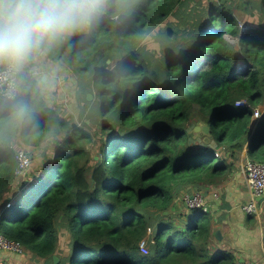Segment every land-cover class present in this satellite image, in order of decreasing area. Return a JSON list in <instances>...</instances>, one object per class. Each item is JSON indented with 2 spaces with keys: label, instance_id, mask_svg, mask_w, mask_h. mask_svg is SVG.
Returning <instances> with one entry per match:
<instances>
[{
  "label": "trees",
  "instance_id": "1",
  "mask_svg": "<svg viewBox=\"0 0 264 264\" xmlns=\"http://www.w3.org/2000/svg\"><path fill=\"white\" fill-rule=\"evenodd\" d=\"M184 3L128 0L85 44L48 58L74 75L85 118L103 134L100 158L91 156L92 135L49 106L35 132L0 138V231L43 264L53 255L58 264H235L232 250L213 244L209 209L175 208L183 193L228 180L233 163L217 150L236 157L245 146L264 163V111L254 130L252 117L264 99V0L212 2L178 33L169 23ZM236 9L252 27L243 35ZM194 105L205 113V146L189 142ZM44 139L54 143L52 159L4 207L18 177L15 140Z\"/></svg>",
  "mask_w": 264,
  "mask_h": 264
},
{
  "label": "clouds",
  "instance_id": "2",
  "mask_svg": "<svg viewBox=\"0 0 264 264\" xmlns=\"http://www.w3.org/2000/svg\"><path fill=\"white\" fill-rule=\"evenodd\" d=\"M127 2L0 0V138L39 128L59 70L58 65L48 63V58L74 40L85 44L103 18ZM241 60L245 61L239 59V65L244 66ZM259 120H255L253 130Z\"/></svg>",
  "mask_w": 264,
  "mask_h": 264
},
{
  "label": "rangeland",
  "instance_id": "3",
  "mask_svg": "<svg viewBox=\"0 0 264 264\" xmlns=\"http://www.w3.org/2000/svg\"><path fill=\"white\" fill-rule=\"evenodd\" d=\"M220 1L221 0H185L184 5L183 6L179 5L175 9V13L172 14L173 16L172 17L170 16L171 21L169 25L173 27L175 30H177L178 33H182L186 29V27L190 24V21H191L190 17L194 12L200 11L202 7L205 8L212 2L219 4ZM234 13L239 22V25L241 24L244 25L245 24L243 20L244 15H245L244 12L241 9H236ZM225 38L227 39V36H225ZM150 40H151L150 43H153L156 45L154 38ZM227 40L231 43L232 42L235 43L236 45L238 44L237 38L230 37ZM161 49L165 50L166 46L165 45L161 46ZM155 56H157V54H155ZM110 66L112 67V64H110ZM58 67H59V71L57 72V78H58L57 85L58 86H55V90L51 94V102H50L49 107L56 114L69 119L72 123H74L77 126H80L82 129H84L85 131H87L88 133L92 135L93 141L90 144V152H91L92 158L98 159L100 158V147L102 143L101 141L103 138V134L99 132L96 122H91L87 118H85L87 116L81 109V107H83L81 106L82 102L80 103L77 100L76 95L73 96L74 88H75V91L77 90V82L75 80L74 75L70 72V69L67 66L58 65ZM71 88H73V90H71ZM91 94L93 95L92 97L96 100L97 99L96 91L93 90ZM93 98H91L90 100H92ZM255 109H258L259 113L264 111V99H262L261 104L256 106ZM192 113H193V118L191 121V125L189 126V128H187L189 132H192V135L189 138V142L192 143L193 145L196 144L195 146L197 145L205 146L204 143L206 139L200 134L201 129L198 131L195 130L196 125H198L199 127L205 125V117L203 116V114L205 113L200 112L199 107L196 105L193 106ZM262 115L258 119H261ZM259 121H257L256 128L258 125H260ZM53 144L54 143H51L50 140L47 141L45 139L42 141H38L37 143H28V144L20 142L19 140H15L14 142L15 146L13 145L15 148V151H17L18 149H24L28 151V154L30 153L31 155V163H30V166L25 171V173L21 176H18L16 181L12 184L10 192L7 193V195L5 196V199L7 198V200L5 201L3 200L5 204L3 205L4 207H7L6 205H8L10 200L13 199V196H9V195L11 193L13 194L14 192H16V190H19L21 188V182L23 180H26L28 175L31 176L33 172L38 174L39 172L43 170L44 167H46L47 160H50L53 157V154L51 153V150L54 149ZM209 145L213 146L212 141L210 142ZM217 152L219 153L220 156L223 155V157H225L228 161L233 163L232 170L229 173V176H232L234 173L240 172V169H242L243 161L246 158L245 148L242 151H240L236 157L229 156L230 155L229 152H226L222 148L217 150ZM13 195L15 196L16 193ZM179 200L180 202L184 203L182 199H179ZM180 202H179L180 206L184 205L183 203H180ZM205 203L207 206H209L210 204L208 199H207V202ZM9 252L11 254H15L18 259H22V260L24 259V261L26 262L29 261L28 264H43L44 263L43 259H40L39 257L33 255L31 252L25 250L24 248L22 249L21 252H14V251H9ZM63 254L65 255V252ZM57 257L59 260L58 255ZM10 259H11L10 256H8L7 258L4 257V260L7 262H9Z\"/></svg>",
  "mask_w": 264,
  "mask_h": 264
},
{
  "label": "crops",
  "instance_id": "4",
  "mask_svg": "<svg viewBox=\"0 0 264 264\" xmlns=\"http://www.w3.org/2000/svg\"><path fill=\"white\" fill-rule=\"evenodd\" d=\"M48 63L57 65L49 59ZM57 81L58 78L55 86H58ZM74 95H76L75 88ZM204 191L207 193L206 199L210 202L208 209L214 220L213 244L226 250H232L237 259H247L255 264H264V198L259 201V216H249L241 209V205L251 200L242 169L239 173L229 176L222 185L211 188V192L216 193V197H213L208 189ZM216 231L219 232L218 236L215 235ZM8 256L11 258L9 262L4 260V257ZM0 257H3L2 259L7 264L29 263L24 259H18L15 254L11 253L0 252Z\"/></svg>",
  "mask_w": 264,
  "mask_h": 264
},
{
  "label": "built area",
  "instance_id": "5",
  "mask_svg": "<svg viewBox=\"0 0 264 264\" xmlns=\"http://www.w3.org/2000/svg\"><path fill=\"white\" fill-rule=\"evenodd\" d=\"M247 24H241V31L240 35H243L246 31L252 29L249 27L244 29ZM248 27V26H247ZM241 64L247 66L249 63L246 61H240ZM237 104L243 105L244 100L240 99L236 101ZM263 114V111L259 113L258 109H254L253 112V119L259 120L258 118ZM217 155V153H216ZM16 160H17V168H16V175L21 176L25 173L27 168L30 166L31 163V155L28 154V151L24 149H18L16 151ZM242 171L244 174V181L245 185L251 195V200L247 203L241 205V209L247 214H253L255 216H259L260 210L257 206V198L264 194V163L254 162L249 158H245L242 164ZM216 193L213 194V197H216ZM180 199L184 201V204L187 208L198 207L203 209V211L208 210L209 206L206 205L207 202L205 193L203 190H197L191 193H183L180 196ZM140 248L142 251L146 252L147 248L145 243L142 241ZM22 247L19 243L10 241L7 239L0 231V252L10 253L9 251L14 252H21ZM0 264H7L1 257H0ZM235 264H255L251 260L247 259H237Z\"/></svg>",
  "mask_w": 264,
  "mask_h": 264
},
{
  "label": "water",
  "instance_id": "6",
  "mask_svg": "<svg viewBox=\"0 0 264 264\" xmlns=\"http://www.w3.org/2000/svg\"><path fill=\"white\" fill-rule=\"evenodd\" d=\"M248 26V27H247ZM246 27H244V29H247V28H249V27H251V26H249V25H247ZM227 36V39H229L230 37H232V36H230V35H226ZM233 38V37H232ZM240 58H241V56H240ZM92 98V94L91 93H88L87 94V99L89 100V99H91ZM203 130L204 132H208L209 131V129H208V126L205 124L204 126H201V127H199L198 125H196L195 126V130L196 131H198V130ZM264 197V194L263 195H261V196H259L258 198H257V206H259V201L262 199ZM177 209H179V207L177 206L176 207V210ZM188 215H190V213L188 214ZM218 234H219V232L218 231H216L215 232V235L216 236H218ZM58 257H57V255H53V264H57L58 263Z\"/></svg>",
  "mask_w": 264,
  "mask_h": 264
},
{
  "label": "bare ground",
  "instance_id": "7",
  "mask_svg": "<svg viewBox=\"0 0 264 264\" xmlns=\"http://www.w3.org/2000/svg\"><path fill=\"white\" fill-rule=\"evenodd\" d=\"M242 61V60H241Z\"/></svg>",
  "mask_w": 264,
  "mask_h": 264
}]
</instances>
